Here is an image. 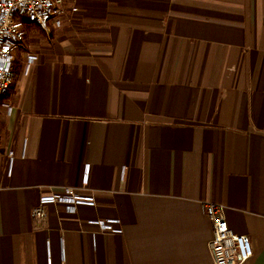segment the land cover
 Returning <instances> with one entry per match:
<instances>
[{
  "label": "crops",
  "instance_id": "0c3cea01",
  "mask_svg": "<svg viewBox=\"0 0 264 264\" xmlns=\"http://www.w3.org/2000/svg\"><path fill=\"white\" fill-rule=\"evenodd\" d=\"M63 9L0 105V264H210L207 204L264 264V0ZM66 188L95 206L32 216Z\"/></svg>",
  "mask_w": 264,
  "mask_h": 264
},
{
  "label": "built area",
  "instance_id": "2783aa9c",
  "mask_svg": "<svg viewBox=\"0 0 264 264\" xmlns=\"http://www.w3.org/2000/svg\"><path fill=\"white\" fill-rule=\"evenodd\" d=\"M63 6L64 0H0V103L15 84V53L25 42L26 28L33 26L53 34L62 26ZM73 11L80 10L74 8ZM37 61V55H28L25 74ZM2 105L7 108L8 114L12 112L9 102L4 100ZM9 155L10 174L14 157L12 152ZM54 204L62 205L67 212L73 213L81 206L94 207L96 199L93 195H81L72 188L56 190L40 197L32 216L45 219L47 207ZM204 211L213 227V238L209 245L212 255L210 264H247L253 257L250 237L236 234L230 228L222 206L207 204ZM90 224L111 233L122 232L117 219L90 221Z\"/></svg>",
  "mask_w": 264,
  "mask_h": 264
},
{
  "label": "rangeland",
  "instance_id": "374dc122",
  "mask_svg": "<svg viewBox=\"0 0 264 264\" xmlns=\"http://www.w3.org/2000/svg\"><path fill=\"white\" fill-rule=\"evenodd\" d=\"M66 1L68 0H64V5ZM26 31L27 36L25 42L15 53L14 70L16 75L25 67L28 55L44 52L53 35L33 26H28ZM4 99L1 101L0 105H2Z\"/></svg>",
  "mask_w": 264,
  "mask_h": 264
}]
</instances>
